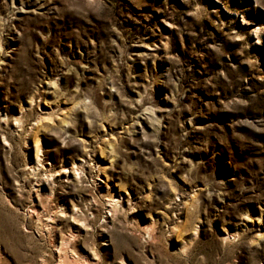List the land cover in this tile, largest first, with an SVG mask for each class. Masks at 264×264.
I'll list each match as a JSON object with an SVG mask.
<instances>
[{
    "label": "rangeland",
    "instance_id": "obj_1",
    "mask_svg": "<svg viewBox=\"0 0 264 264\" xmlns=\"http://www.w3.org/2000/svg\"><path fill=\"white\" fill-rule=\"evenodd\" d=\"M0 264H264V0H0Z\"/></svg>",
    "mask_w": 264,
    "mask_h": 264
}]
</instances>
